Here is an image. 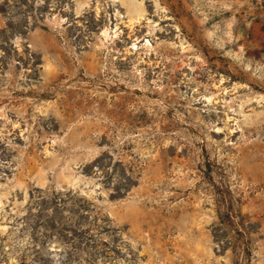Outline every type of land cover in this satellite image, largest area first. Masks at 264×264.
<instances>
[{
	"label": "rangeland",
	"instance_id": "1",
	"mask_svg": "<svg viewBox=\"0 0 264 264\" xmlns=\"http://www.w3.org/2000/svg\"><path fill=\"white\" fill-rule=\"evenodd\" d=\"M0 264H264V0H0Z\"/></svg>",
	"mask_w": 264,
	"mask_h": 264
}]
</instances>
